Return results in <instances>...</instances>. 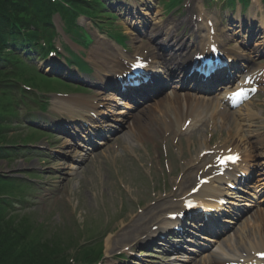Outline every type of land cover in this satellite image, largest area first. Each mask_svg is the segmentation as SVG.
I'll return each mask as SVG.
<instances>
[{
    "label": "rangeland",
    "instance_id": "1",
    "mask_svg": "<svg viewBox=\"0 0 264 264\" xmlns=\"http://www.w3.org/2000/svg\"><path fill=\"white\" fill-rule=\"evenodd\" d=\"M36 1L37 0H33V2ZM124 1L125 0H120L115 3L113 1L112 3V9L122 14L121 19L114 20L112 18H102V23L105 24L104 28L106 30H109L111 26L121 27L125 24V21H123L125 16V10L123 8L126 6L124 4L123 7ZM147 1L148 0H138V2L144 3H147ZM161 1L163 2V0ZM127 3L131 5L136 3V1L128 0ZM151 3L153 4L149 8L142 5L143 8H140V11L142 12L144 9L149 13L148 18H150V20L154 21V23L157 21L165 25L166 23L163 21L170 18L172 14H168L166 10H162L163 5L159 0H151ZM195 3L199 4V7L202 8L201 5L204 3V0H195ZM217 4L221 5L219 3ZM239 7L235 12L239 11ZM213 9H216V7L214 6ZM252 9L253 6H251L244 15H250ZM254 9L258 8L254 7ZM179 15L180 17H184L181 13H179ZM57 23H59V19ZM127 35L129 41H131L133 38L129 34ZM230 38H232L230 44L234 45L235 50H238V52L244 55L249 54V52L245 51L240 43L236 41L237 39L233 37ZM95 44H93L91 48H93ZM131 44H133L136 50L143 48L137 41ZM96 46L94 47L95 50ZM99 50L102 51V49ZM262 57L261 54L251 56L250 62H257L258 59ZM92 62L95 68H101L103 65L99 58L92 59ZM44 85L48 88L60 87L52 81L45 82ZM113 94L114 93H104V91H102V96L107 97V95H110V99L105 101L106 107L104 111H102L104 112L102 115L109 113L110 117L116 116L112 112H118L122 109L116 108L117 101L119 102L120 99H114L117 96ZM204 100L211 101L207 98ZM261 100L254 103V105L256 104L255 110L259 112L258 114H262L264 110V99ZM57 106H59V104H52L49 109L50 113H52V115L54 114V117L59 115ZM26 111L22 112V115H24ZM172 116L173 115L168 118ZM166 120L160 121L156 118V120L146 123L142 128L140 127L139 135L136 137L134 134L133 136V140L136 139V146L129 148V150L125 149V147H128L131 142H128L124 138L109 143L106 146V152L103 151L92 158L90 157L80 165L77 171H74V175H68L67 166L64 165L62 160L61 162H51V165L55 164L54 167L60 171V174L55 173L51 176L45 173L44 178L41 177V180H44L47 185L43 189H36L25 194L26 201L30 202L24 205H33L31 209L18 212L10 210V212L7 213V217L18 215L17 217H12V224H16L17 222L25 224L23 223L24 221H27L26 223L32 221L33 223L35 220H37V223H44L45 227L43 229L40 227L36 231H31L33 235L31 241L35 242L37 240L38 243L40 242L39 249L37 251L33 250L35 253L32 256H35V258H42L45 261L52 257L58 258V255L62 259L66 256L69 257L76 249L78 251V245L80 243H86L93 233V236L90 237L91 239L93 237L100 238L107 236L104 237V264H117L116 262L119 260H116L114 263L112 260L114 257L112 256L120 251L117 241L120 235L125 232L126 226L129 225L130 227V225L135 224L139 216L147 212L148 209H146V207L149 208L151 207L150 204L154 203L150 200L153 188H158L159 191H171L174 189L173 185H175V183L173 181L176 180L178 173L182 170V168H179V164L182 165L181 158L191 153L194 154V144L182 138V140H180V145L177 144L176 148L170 146L168 153L171 160L170 162L172 163L171 169L167 170L165 168V152L159 147V143L160 140H162V132L166 129ZM260 122V120H257L256 126L259 127L258 131L263 134L264 125L260 126ZM33 133L34 132L22 128H18L15 132H11L10 137L15 144H18L15 145V147L17 152L21 155H18L12 161H6L5 159L0 161L1 173L13 179L20 177V174L25 171L34 172L38 170V167L39 169L47 168L44 161L40 162L37 157L32 158L34 157L32 153L36 154L39 150L44 151L48 149L49 145H52L54 137L37 134L39 137L35 139L39 138L40 141L32 144V147H25L24 143L26 141L28 143L32 142L30 134ZM28 138L29 140H27ZM150 146L153 147L152 151ZM180 146L184 151L179 149ZM262 152L263 151H260V153ZM181 155L183 156L181 157ZM174 165H177V167ZM171 171H173L174 174L172 178L170 176ZM147 174L150 175L149 178ZM186 176L187 173L182 176L179 184H188V182H186ZM38 184L36 185L37 188ZM17 193L22 195V189H18ZM163 200H169V198H163L161 201ZM139 203L143 204L141 208H139ZM143 223L145 224V221H143ZM135 226V231H132L129 235L131 239L129 241L130 243L137 241L143 228V225L141 226L138 223L135 224ZM138 226L139 228L137 229ZM111 240L113 241L112 243H110ZM95 248L96 247H93L91 250ZM89 250L87 245L83 246V252ZM113 250L115 251L112 254ZM52 253H54V256H52ZM82 255H80V257L78 256V258L81 259ZM121 262L124 261L121 260Z\"/></svg>",
    "mask_w": 264,
    "mask_h": 264
},
{
    "label": "bare ground",
    "instance_id": "2",
    "mask_svg": "<svg viewBox=\"0 0 264 264\" xmlns=\"http://www.w3.org/2000/svg\"><path fill=\"white\" fill-rule=\"evenodd\" d=\"M190 22L193 23V25H192L193 31L191 33V38L193 39V43L196 44L195 41L198 39V37L200 35L199 32H201V28L197 25L195 26L196 23L194 24L193 20ZM151 35L153 38L156 36H163L165 38V42L173 43L172 46H170V44L168 46L164 42V44L161 46V49H160V51L165 52V55H166V56H163L164 66H165L164 72H165L166 76L169 78V81L174 80L173 82H176V84L181 83V84L185 85V81H184L185 77L182 76V73H183L182 70H184L183 61L186 57L187 50L191 51L190 45L188 43L183 47L184 43H182V42L186 41L185 40L186 38H184V36H182L180 34H176V33L163 34L160 27L159 28L154 27ZM156 39H159V38H156ZM258 45H259L258 46L259 51L264 49L262 44L259 43ZM152 51H154V50H152ZM162 65H163V61H162ZM178 71H180L179 75H177ZM161 87L162 86H159L157 89H155V91L160 90ZM165 99H163V100H165ZM182 100L183 99H180V98H174V99L170 100V98H169V99H166V101H163L159 105L155 106V108H157V109H162V107H163V109L165 108V112L162 111V114H166L167 111L174 113L176 115L175 116L176 121L182 119L183 117L191 118L193 125H197V123L200 120H197L196 117H194V116L191 117V116H192V113L198 112V111H200V109L197 106H193L190 103L191 107L188 108L187 106H185V108H187V111L185 113V108L183 106ZM185 100L188 101V97H186ZM221 104H222L221 102L216 103V105L214 106V113L219 114L220 116L228 115V111L224 110L223 108H220ZM233 115L238 117L239 124L241 122H244L246 124V125H244V127L248 128L250 121L255 117V116H253V115H255V112H253V110H251V108L247 104L245 107H243L239 110H236V112H233ZM137 124L139 126L141 123L139 121H137ZM137 124H136V122H134L133 127H136ZM129 132H127L126 134H127L128 139L131 140V137L128 136ZM243 133H245L242 135V139H243L244 144H239V143L236 144V142L233 139H229L228 142L230 144H232L236 150H240L241 147L242 148L244 147L247 151L244 154L246 157H248V160H249L253 157L250 154H248L250 151L249 146H247V145H249V142H250L249 141V137H250L249 136V130L245 129V131ZM102 143H104V142H102ZM235 144H236V146H235ZM263 164H264V162H263ZM216 171H217V169L203 170L201 173V176H200L199 183H201V181L203 179H205L206 177H212ZM238 171L239 170L236 167H234V170L232 171L233 173H231L230 175H225L224 177H219L218 179L223 181V183H226L225 185H228V183H232V184L236 185V183L239 182L238 174H237ZM242 171L246 172V170H242ZM262 175H263V177H260L261 179H259V181L261 180L260 182L262 183V185H264V171H263ZM227 176H229V178H226ZM207 189H210V186L202 185L201 193H203ZM211 189H213V188H211ZM187 194H189V193H187ZM206 194H208V192H206ZM204 195H205V193H204ZM192 197L195 199L198 198L199 200H201V196L199 193H197L196 195H193ZM183 209H184V206L182 205L181 210H183ZM252 220H254L255 223H256V221H258V224L255 226L253 231L251 230V232H249L250 233L249 236L246 234L247 240H243L244 236H245V235H243L245 233V231H244L245 229L242 227V230L239 231L243 235V236L239 237L240 240H243V242L240 245V248H241V246L246 248L247 245L254 243V242H257V245L260 246L257 248H264V217L262 215H260V212H258L257 214H255V216H252ZM226 222H229V220H227ZM209 227L214 228L213 225H209ZM221 227H219V228L215 227V229L220 230ZM257 240H259V241H257ZM229 241H230V239H229ZM229 241H227L226 244L229 247H231V242H229ZM123 242H124V239L121 238L119 244H122ZM110 243H112V242H110ZM239 261L240 260H237V262H239ZM196 264H207V263H206V260H204V262H200V263H196Z\"/></svg>",
    "mask_w": 264,
    "mask_h": 264
},
{
    "label": "trees",
    "instance_id": "3",
    "mask_svg": "<svg viewBox=\"0 0 264 264\" xmlns=\"http://www.w3.org/2000/svg\"><path fill=\"white\" fill-rule=\"evenodd\" d=\"M89 2L93 6L96 5L94 0H89ZM46 7L48 5L45 0H37L36 2H33V0H0V23H6L12 29L10 39H13L14 45L33 44L36 46L35 32L29 30L26 33L30 38L29 40H22L17 32H21L22 28L28 27L30 21L36 20L38 23L40 19L35 15V12L44 10ZM5 42H7V39L3 35L0 36V45ZM1 207L2 202L0 201V210ZM29 235V231L24 232V235H22L0 218V264H54L55 259L53 257L45 261L30 254L33 249H28L29 244L25 240L28 239L27 236Z\"/></svg>",
    "mask_w": 264,
    "mask_h": 264
},
{
    "label": "snow or ice",
    "instance_id": "4",
    "mask_svg": "<svg viewBox=\"0 0 264 264\" xmlns=\"http://www.w3.org/2000/svg\"><path fill=\"white\" fill-rule=\"evenodd\" d=\"M231 159H235V158H231ZM261 255H264V254H261Z\"/></svg>",
    "mask_w": 264,
    "mask_h": 264
}]
</instances>
